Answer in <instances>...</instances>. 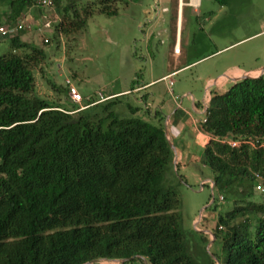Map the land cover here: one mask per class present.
I'll return each instance as SVG.
<instances>
[{
    "label": "trees",
    "instance_id": "16d2710c",
    "mask_svg": "<svg viewBox=\"0 0 264 264\" xmlns=\"http://www.w3.org/2000/svg\"><path fill=\"white\" fill-rule=\"evenodd\" d=\"M66 1L57 26L66 37L76 39L95 14L119 15L116 0ZM213 1L225 7L233 0ZM3 7L10 28L35 1L0 0ZM24 34L11 37L12 51L0 58V264H198L183 231V178L174 172L165 119L143 120L122 96L82 111L39 97L35 69L47 54L23 42ZM123 105L128 118L118 112ZM202 128L213 137L204 162L215 190L235 204L216 218L215 244L226 254L218 264H264V197L255 196L264 149L220 141L264 137V77L215 96ZM196 235L207 264H217L207 251L211 237Z\"/></svg>",
    "mask_w": 264,
    "mask_h": 264
},
{
    "label": "crops",
    "instance_id": "0c3cea01",
    "mask_svg": "<svg viewBox=\"0 0 264 264\" xmlns=\"http://www.w3.org/2000/svg\"><path fill=\"white\" fill-rule=\"evenodd\" d=\"M165 2L173 7L172 18H166L170 13L167 6L159 9L160 4ZM155 5L157 11H144V18L134 33L135 52L132 53L133 48L129 51V45L126 48L127 53L130 52L127 57L135 61L140 49L141 60L148 62L149 68L142 84L134 87V90L110 93L107 97L122 96L128 98V102L133 100L144 106L151 119H156L160 114L165 119V131L173 146L176 170L183 168L184 174L181 177L184 183L187 185V180L192 178L193 171L190 172V169L194 167L200 175L198 183L201 188L212 189L214 195L216 190L213 174L202 171L208 168L204 162L205 149L213 137L201 125L196 124L195 120L200 119V116L204 117L215 96L226 95L237 83L246 79L264 77V19L257 31L250 32L247 27L235 24V19L225 20L229 5L219 6L218 11H212L218 12L213 19L207 17L209 12L203 11L204 0H156ZM55 7L43 10H53ZM38 9L34 7L27 11L19 20L26 21L31 27V23L34 24L33 31L21 38L23 42L32 45H35V31L41 30L42 25L34 19V12ZM8 13V8H0V27L8 28L5 17ZM202 17L209 23V31L206 27H198ZM195 21L196 26L193 25ZM215 22H219L218 38H214ZM163 24L167 26L164 27ZM199 34L203 38L198 40ZM16 35L17 33L0 34V40L6 43ZM177 79L181 80L176 81ZM181 83L185 84L182 86ZM164 89L172 91L173 95L177 92L188 102L178 104L176 100L162 99ZM141 260L143 264H147L144 259ZM127 263L129 262L103 259L92 264Z\"/></svg>",
    "mask_w": 264,
    "mask_h": 264
},
{
    "label": "rangeland",
    "instance_id": "374dc122",
    "mask_svg": "<svg viewBox=\"0 0 264 264\" xmlns=\"http://www.w3.org/2000/svg\"><path fill=\"white\" fill-rule=\"evenodd\" d=\"M66 4L67 1L63 0L62 8H57V6L53 10L39 8L34 12V19L42 24L41 30L35 31L34 29V46L43 49L47 54V60L35 69L36 95L50 102H60L64 105L72 106L74 104L70 102L71 99L68 92H61L67 91L66 81L70 79L84 98L81 106L86 107L91 102L100 101L101 96L107 97L110 93L132 90L139 84L141 85V81L146 75L145 72L149 68L148 62L141 60L142 53L140 49L135 61L127 56L130 53V49L133 48L132 53L135 52V47L133 46L134 33L144 18V11L147 9L156 10V0H134L128 3L127 0H116L113 3V9H118L119 15L117 17L110 18L103 14H95L90 19L88 27L76 39L66 37L57 31V26L61 21L63 8ZM166 6L170 9V13L169 15L167 14L166 18H172L174 11L171 4L168 2L160 4L159 9L161 10L162 7ZM227 9L228 14L225 20L235 19V24L247 27L250 32L257 31L261 20L264 19V0H233ZM214 10L218 11L219 5L213 0H204L203 11L209 12L207 13L208 18L213 19L214 15L218 13H212ZM218 23L215 22L214 38H218V34H220ZM31 24L33 27L34 24ZM193 25L196 26V21ZM27 26L24 30L27 32L25 33L26 35L33 31L31 26ZM163 26L166 27L167 25L163 24ZM168 26H170V22H168ZM201 26L204 28L209 27L205 17L199 20L198 27ZM207 30L209 31V28ZM200 38L202 39L203 36L199 34L198 40ZM45 40H48V44H46ZM128 45L129 51L127 53L126 48ZM164 48H167V46ZM11 51L10 38L6 43L0 40V58ZM178 80L181 79L176 81ZM183 84L185 83H181L182 86ZM54 86L59 90L55 89ZM175 95L179 96L177 97L178 99ZM175 95L171 94L168 89H164L162 99L166 101L176 100L178 104L182 103V101L188 102L187 99L185 100L177 92ZM121 101L126 104L128 103V98H123ZM129 101L135 107L141 108L139 116L143 120L157 124V121L150 118L144 106L134 103L133 100ZM123 106L118 111L121 118L130 117L127 108L125 105ZM199 118L203 119L202 116ZM191 171H193V176L191 174L192 178L187 180V185L183 181L179 188L183 202V231L185 232L190 252L198 264H207V257L204 256L202 250V241L196 235L197 231L200 234L209 235L212 239L209 256L217 264L220 262L224 263L226 254L221 251V246L218 243L215 244L216 239L213 238L212 234H214L213 230L216 226L215 222L218 215H224L234 209L233 198L229 195L227 200H221L223 195H220L218 191L214 192L213 195L212 189L208 187L202 189L198 183L200 179L199 173L195 171L194 167L190 169ZM202 171L206 174L211 173L209 167L202 169ZM174 172L179 178H182L181 176L184 174L181 167L177 171L174 166ZM255 196L258 197V202L263 200L256 192ZM213 199L220 205L217 213L210 210L215 204ZM210 202L212 203L209 206Z\"/></svg>",
    "mask_w": 264,
    "mask_h": 264
},
{
    "label": "built area",
    "instance_id": "2783aa9c",
    "mask_svg": "<svg viewBox=\"0 0 264 264\" xmlns=\"http://www.w3.org/2000/svg\"><path fill=\"white\" fill-rule=\"evenodd\" d=\"M35 1V7L42 8V9H51L54 8L56 5V0H34ZM27 28L26 21H18L13 27L6 28V27H0V34L7 35V34H12V33H19L20 31H23ZM46 43H48V40H46ZM170 78V77H169ZM67 85V90H68V95L72 101V103L79 105L80 110H85L88 107H82V103L84 102V98L78 91V89L72 84L71 80L68 79L66 81ZM172 85V83H171ZM172 94V91H171ZM113 97H104L101 96V99L99 103L105 102L109 99H112ZM209 118V110L205 112L203 119H197L195 120L196 124H199L203 126L204 124L207 123ZM222 144L228 145L231 148H240L242 146H249L252 148H260L264 149V137H243L241 139H222L220 140ZM256 178L258 180L257 185L255 187V192L261 196L264 197V176L262 175H256ZM221 200H224L223 197H221Z\"/></svg>",
    "mask_w": 264,
    "mask_h": 264
},
{
    "label": "water",
    "instance_id": "95a60500",
    "mask_svg": "<svg viewBox=\"0 0 264 264\" xmlns=\"http://www.w3.org/2000/svg\"><path fill=\"white\" fill-rule=\"evenodd\" d=\"M166 136H168V132H167V131H166ZM170 145H171V147L173 148V146H172L171 143H170ZM213 202H215L214 199H213ZM210 205H211V204H210ZM210 205H209V206H210ZM209 206H208V207H209ZM208 207H207V208H208ZM207 208H206V209H207ZM206 209H204V210H206ZM200 216H201V214H200ZM212 236H213L214 239H216V237H215L214 234H212ZM211 245H212V243H210L209 246H208V248H207L208 252H209V249H210ZM209 253H210V252H209ZM130 261H131V259H130V260H122L123 263L130 262ZM92 263H93V262L88 263V264H92Z\"/></svg>",
    "mask_w": 264,
    "mask_h": 264
}]
</instances>
